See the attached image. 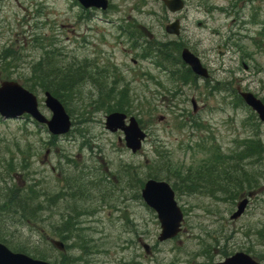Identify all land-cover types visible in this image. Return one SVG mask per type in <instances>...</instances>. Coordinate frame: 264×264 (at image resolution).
I'll return each mask as SVG.
<instances>
[{
    "label": "rangeland",
    "instance_id": "1",
    "mask_svg": "<svg viewBox=\"0 0 264 264\" xmlns=\"http://www.w3.org/2000/svg\"><path fill=\"white\" fill-rule=\"evenodd\" d=\"M183 1L184 9L171 14L154 0H109L110 8L103 14L84 12L74 0H0V48L16 51L21 60L11 79L23 77L29 63L55 42L66 56L64 59L77 61L73 91L82 97L75 98L78 103L85 105L97 96L92 81L84 78L88 70L99 86H114L116 93L128 91V114L136 117L147 133L142 149L132 154L124 147L121 132L111 133L104 128L103 110L86 116L84 122L72 118L71 134L56 140L27 120H0V145L4 147H0V160L11 157L15 171L18 161L27 158L25 174L46 182L51 186L49 192L60 187L54 181H60L61 169L66 176L71 170L75 175L86 169L97 178L104 175V179H109L112 197L108 206H98L102 224L97 228L103 234L93 235L102 244L92 258L93 264H212L223 260L222 253L234 254L245 247L251 249L257 262L264 263V240L260 237L264 236L262 190L249 200L244 214L233 220L226 202L205 196L200 188L195 193L184 189L183 197L176 199L185 212L182 230L164 242L157 241L161 230L155 213L131 196H120L125 167L134 175L136 185L147 174L165 169L158 153H167L170 169L184 175L186 170L197 171L199 164L207 162L213 147L220 146L227 152L235 141L250 136L254 123H259L258 134L264 142V124L254 121L247 109L235 110L229 96L212 90L215 84L232 82L234 90L250 92L264 101V37L258 34L261 28L264 30L260 26L264 24V0L246 5L247 0ZM234 12L239 14L234 16ZM175 19L181 26L178 37L163 29ZM124 20L136 21L135 29L148 28V33L140 29L144 43L131 36L130 45L119 32ZM240 24L245 25V31H237ZM169 41L180 43L176 53L170 50L169 55L165 53L155 63L139 57L144 48L149 53L146 44ZM136 44L143 47L135 51ZM184 47L201 58L211 82L189 81L187 75L184 80H177L173 77L177 71L172 75L164 70L167 62H163V57L175 62ZM108 98L112 100L114 94ZM38 99L41 112L48 116L39 94ZM192 99L197 105L193 114ZM77 107L75 102L74 113ZM81 142H89L90 146L79 145ZM59 154L67 156L71 164L65 158L60 160ZM92 177L84 182L89 188ZM24 178V174L17 178L19 185L24 186ZM210 183L206 185L208 189L212 188ZM111 201L116 208L110 207ZM17 230L18 243L24 246V233L28 231ZM201 239L212 246L210 250L216 249L211 251L213 261L195 256L204 248ZM141 243L147 244L148 255Z\"/></svg>",
    "mask_w": 264,
    "mask_h": 264
},
{
    "label": "trees",
    "instance_id": "2",
    "mask_svg": "<svg viewBox=\"0 0 264 264\" xmlns=\"http://www.w3.org/2000/svg\"><path fill=\"white\" fill-rule=\"evenodd\" d=\"M141 29L148 32L144 27ZM138 33L141 37L143 36L142 32ZM133 39L136 40L139 38L133 37ZM141 42H143L142 38ZM140 47H143V44H140ZM179 47L180 43L175 42H153L152 46L146 44V50L149 53H147L144 48V53L141 55V58L155 61L159 57L162 58L161 56L165 53L169 55L168 52L171 49L177 52ZM20 48L23 49L22 46H20ZM16 54V51H10V49H7L6 47L0 48V80L11 79L10 75L13 74L12 71L19 68L18 62L21 60ZM65 57L66 56L59 51L57 43H49L48 49L43 48V55H40L36 60L29 63L27 72L23 77L18 78L20 84L35 94H42L43 92L50 93L61 102L71 118L78 121L84 122L86 116L91 115L94 112L96 113V111L99 110H103L104 113L112 111L128 113L129 109H131V104H127V102H129V98L127 97L128 91L120 90L116 93L114 86H99L100 83L93 81L91 73L88 70H85L87 75L84 74V78H88L92 81L97 96L94 99L89 100L85 105L78 103L75 98L82 97H80V94L73 91L75 87L73 73L76 68L79 69V67L76 65L77 61H75L74 58L67 60L64 59ZM163 62H167V66L175 63L170 62L166 57H163ZM184 72L186 73V70ZM18 79L14 80L18 81ZM112 94H114V98L109 100L108 97ZM118 95L120 97H118ZM236 100L237 108H244L242 101L238 97H236ZM75 102L78 105V111L76 113H74L72 108ZM251 118H253V116H251ZM254 121L257 120L254 119ZM258 124L259 123H254V131L250 133L251 135L235 141V146L228 150L227 153H222L220 150H217V148H213L214 150L212 156H210V160L199 164L197 171L188 169L184 172V175L177 174L174 169H170L172 165L170 160H168L169 155L165 153L167 155L165 156L158 153V157L163 161L165 169L153 174H147L146 177L142 178L136 185L133 184V179L136 181L134 175L130 170L126 169L127 167H125L123 172L125 175V183L121 188V192L123 191L122 196H131L142 204L138 194V188H140L139 186H142L143 179L152 178L166 180L169 183L172 182L170 185L174 190L177 199L183 197L182 194L184 189L189 193H195L198 192L197 189L200 188L205 196L226 202L230 205L229 210H232L236 202L240 200L242 196L248 193L254 194L257 190H261V184L264 181V142L261 140L260 134H258ZM0 147L2 149L4 148L1 145ZM27 163V158H22L17 164L19 170L15 169L14 171L15 163L11 157L2 158L0 160V193L4 194L3 197H5V195L9 196V201L12 207L10 208L9 215L12 216V218L18 217L22 222H26L27 220L35 223L34 218L46 215L44 217H46L51 223L52 220H50V217H52V213H45L36 210V204H39L40 209L53 208L57 201L62 199L63 195H51L48 191V187L45 186L47 183L39 180H30L29 176L24 172V169L28 165ZM77 172L86 176L87 179V176H93L92 180H89L91 181V187L89 188L88 185L84 184L82 181L83 185H86L87 187L81 188L80 186H77L73 197L71 170L68 175L69 178L65 183V188L69 190V192H65L66 207H72V199L76 200L77 203L73 206L74 209L72 212L74 215L72 216V219L64 220V227L60 230L59 236H65V239H72V242H75L79 247V255H82L80 260L82 261L74 264H93L94 262L89 258L98 252L97 247L102 244L97 243L91 235L95 232L103 233L100 229V231L96 230L97 227L94 226L96 223L102 224V222L99 221L100 215L98 210L99 208L108 206L107 203L110 200L109 195H111L110 193H112V191L108 188L109 179H104V175L97 178L95 173L92 174V170L87 173L86 169H84L83 173L79 170ZM78 173L73 175V180L76 183L79 182V179H76ZM14 174H24V177L26 178H24V190L15 186ZM3 175L11 177L10 186H8L7 179L2 177ZM98 180H101V182ZM209 182H211L210 184L212 185L211 189L210 187L209 189L206 187ZM230 185H235V190L232 194L229 192ZM206 189L208 191H206ZM135 193H137V195H135ZM37 200L41 201L40 203L35 204ZM117 201L120 202L119 199H117ZM109 205L110 207L112 206L116 208L112 201ZM67 215L71 216V214ZM90 219H92V222H90ZM260 237L264 240V236L260 235ZM6 239L7 236L1 233L0 240ZM45 244L46 240H43L42 238L41 245L45 246ZM201 244L204 248L200 252H197L195 256H202L213 261L211 251L214 252L216 249L213 247L210 250L212 246L204 243L202 239ZM87 245L92 248V251L87 252V255L89 256L88 259L84 256V253L88 248ZM36 248H33L31 253L34 254L35 250H37ZM28 249L30 248L28 247ZM244 249L247 254L249 253L253 257L249 247H245ZM24 251L26 252V250ZM36 254L39 256L44 255L41 252H36ZM229 254L224 255L222 253L223 256H228ZM132 264L139 263L134 261Z\"/></svg>",
    "mask_w": 264,
    "mask_h": 264
},
{
    "label": "water",
    "instance_id": "3",
    "mask_svg": "<svg viewBox=\"0 0 264 264\" xmlns=\"http://www.w3.org/2000/svg\"><path fill=\"white\" fill-rule=\"evenodd\" d=\"M170 12H177L182 9L181 0H160ZM84 8H97L105 10L107 0H77ZM169 34H178L177 23L174 22L165 27ZM184 63L190 66L192 72L197 76H205V70L201 68L199 61L184 49L181 53ZM245 104L256 112L258 118L264 123V106L250 93L241 94ZM44 104L51 112L50 119H46L37 108V99L31 92L24 89L13 81L0 82V116L3 119L17 118L23 114H28L38 123L45 124L47 130L52 135H62L67 133L70 127L69 117L61 103L49 93L44 94ZM195 110V108L193 107ZM125 114L115 112L106 116L105 128L111 132L121 130L125 147L132 153L141 148V143L145 139V133L139 129L133 117L129 118L128 125H125ZM141 198L147 207L152 209L157 216L160 225L158 241H165L175 237L183 221V215L178 207L172 189L165 181L147 180L141 190ZM247 200L243 199L236 206V211L231 215V219L239 217L246 206ZM145 248H147L145 246ZM0 264H49L40 260L31 259L22 254H14L0 245ZM214 264H257L248 255L236 253L223 262Z\"/></svg>",
    "mask_w": 264,
    "mask_h": 264
},
{
    "label": "flooded vegetation",
    "instance_id": "4",
    "mask_svg": "<svg viewBox=\"0 0 264 264\" xmlns=\"http://www.w3.org/2000/svg\"><path fill=\"white\" fill-rule=\"evenodd\" d=\"M238 13L239 12H234V16H236V15H238ZM260 26L261 27H263L264 26V24H260ZM146 27V26H145ZM237 31H245V25L244 24H240L239 26H238V30ZM237 33V32H236ZM238 34V33H237ZM261 37H264V30L262 31V28H261V32H259L258 33ZM191 51V50H190ZM192 52V51H191ZM192 53H194V52H192ZM196 56H197V54L196 53H194ZM198 57V56H197ZM198 59H200L199 61L202 63V60H201V58L200 57H198ZM202 65H203V63H202ZM204 66V65H203ZM206 69V68H205ZM207 70V69H206ZM208 72V71H207ZM196 80H198V79H196ZM200 81H202L204 84H208V82H211V80H210V78H208L207 80H200ZM220 83V82H219ZM231 85H232V82H226V83H224L223 84V86L225 87V88H228V89H231ZM86 146V145H85ZM78 173V172H77ZM76 179H79V182L78 183H76L74 180H73V175H72V196L74 197V194H75V189H76V187L77 186H80L81 188H83V187H87L86 185H83V182H86L88 179L86 178V176H83V174H77V177H76ZM83 181V182H82ZM229 189H230V193L232 194V192L235 190V185H230L229 186ZM88 190V189H87ZM58 203H62V206H63V209H64V207H65V200H64V198H62V199H60V200H58L57 201ZM75 203H77L76 202V200H73L72 199V208H68V211H70V210H73L74 209V204ZM5 205H7V204H5ZM74 215V213L72 212V216ZM60 220V222L61 221H63L64 220V215L62 214V213H60L59 215H57L56 216V222L57 221H59ZM63 226V224L62 223H59V224H56L55 226H54V229H60L61 227ZM62 248L60 247L58 250H57V252H61L60 250H61ZM70 257L69 256H59V259H60V261H63V260H67V259H69ZM72 261H74V259H73V257H72ZM259 264H264L263 262H258Z\"/></svg>",
    "mask_w": 264,
    "mask_h": 264
}]
</instances>
